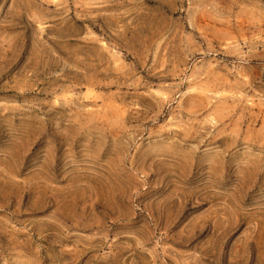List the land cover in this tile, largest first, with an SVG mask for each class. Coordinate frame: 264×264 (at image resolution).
<instances>
[{
  "label": "rangeland",
  "instance_id": "374dc122",
  "mask_svg": "<svg viewBox=\"0 0 264 264\" xmlns=\"http://www.w3.org/2000/svg\"><path fill=\"white\" fill-rule=\"evenodd\" d=\"M0 264H264V0H0Z\"/></svg>",
  "mask_w": 264,
  "mask_h": 264
}]
</instances>
